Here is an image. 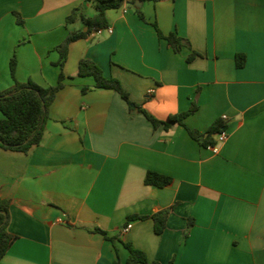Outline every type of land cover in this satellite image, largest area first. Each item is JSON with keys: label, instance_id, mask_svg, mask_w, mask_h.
Instances as JSON below:
<instances>
[{"label": "crops", "instance_id": "obj_1", "mask_svg": "<svg viewBox=\"0 0 264 264\" xmlns=\"http://www.w3.org/2000/svg\"><path fill=\"white\" fill-rule=\"evenodd\" d=\"M127 1L106 11L112 33L69 44L39 144L26 153L0 147V197L15 236L0 264H124L123 243L160 264H264V0ZM73 8L95 13L91 0H0V91L14 79L56 84L55 48L86 30L66 23ZM157 30L189 46L175 52ZM82 58L119 80L137 107L78 76ZM192 104L184 126L169 129L142 112L165 120ZM218 119L227 139L214 136V153L187 129L204 134ZM148 172L171 183L147 185ZM171 206L155 234L150 216Z\"/></svg>", "mask_w": 264, "mask_h": 264}, {"label": "trees", "instance_id": "obj_2", "mask_svg": "<svg viewBox=\"0 0 264 264\" xmlns=\"http://www.w3.org/2000/svg\"><path fill=\"white\" fill-rule=\"evenodd\" d=\"M159 1V0H140ZM95 13L92 16H86L80 12L79 8H73L70 15L66 17V23H72L80 20L86 30L79 29L68 33L66 38L55 48L59 53L57 65L60 67L57 82L54 86L42 87L31 80L21 83L14 79V71L16 65L15 55L10 60V74L14 79V85L6 90L0 91V147L5 150L19 151L26 153L32 146L39 144L41 141L45 124L48 119V108L53 103L57 92L63 88V80L65 78L62 67L67 57L69 44L75 40L85 38L93 31L105 28L108 26L106 11L109 9H117L121 7L127 0H91ZM130 2H133L132 0ZM129 2V3H130ZM136 13L143 18L140 9H135ZM19 19V15H17ZM19 22L20 19L18 20ZM157 29V28H156ZM159 38L165 39L171 48L176 52L182 46H189L187 40L170 34L163 36L157 30ZM198 53L192 52L187 61L193 60ZM244 63V55H236V66L240 68ZM78 76L92 77L94 80V88L111 89L120 94V96L130 105L137 107L128 99V93L123 89L119 80L114 77H106L101 68L93 61L82 58L78 64ZM88 88L83 87L82 92ZM196 106L192 104L190 108L182 113L168 116L165 120H157L145 115L152 122L154 127L163 126L164 129H169L174 124L184 126V120L187 116L195 112ZM225 125L221 119L216 120L204 133L187 129L189 135L198 140L204 146L213 145L214 136L224 129ZM145 184L164 187L171 183V178L156 172H148L144 179ZM9 201L0 197V258L7 252L15 240V236L7 231L9 222ZM174 207L154 213L150 217L154 223V232L160 235L166 226V220L169 212ZM147 216L131 215L128 221L135 219H145ZM190 224V221H189ZM95 231L102 234L105 239L114 241L115 237H110L107 233L99 228ZM128 251V257L124 264H160L157 261H150L144 251L134 248L130 243H123ZM111 264H122L119 259H116Z\"/></svg>", "mask_w": 264, "mask_h": 264}, {"label": "built area", "instance_id": "obj_3", "mask_svg": "<svg viewBox=\"0 0 264 264\" xmlns=\"http://www.w3.org/2000/svg\"><path fill=\"white\" fill-rule=\"evenodd\" d=\"M123 13H125L127 11V8L126 7H123L122 9ZM103 30H107L109 33H112V29L111 27H105V28H102V29H99L97 31H95L96 34H99L101 33ZM226 119V116H223V120ZM215 138H216V143H223L226 139H227V132L225 129H222L220 132H218L216 135H215ZM209 149H211L214 153L217 152V144H213L211 146H208ZM64 216V215H63ZM59 221L62 222V219H59ZM131 228V224H128L124 229H123V232H127L129 229Z\"/></svg>", "mask_w": 264, "mask_h": 264}, {"label": "water", "instance_id": "obj_4", "mask_svg": "<svg viewBox=\"0 0 264 264\" xmlns=\"http://www.w3.org/2000/svg\"><path fill=\"white\" fill-rule=\"evenodd\" d=\"M140 5H141V2L139 1V0H137L136 2H135V7H140Z\"/></svg>", "mask_w": 264, "mask_h": 264}]
</instances>
